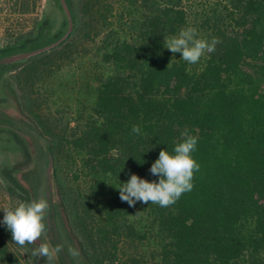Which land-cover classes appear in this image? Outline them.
Wrapping results in <instances>:
<instances>
[{"label": "trees", "instance_id": "trees-1", "mask_svg": "<svg viewBox=\"0 0 264 264\" xmlns=\"http://www.w3.org/2000/svg\"><path fill=\"white\" fill-rule=\"evenodd\" d=\"M80 19L45 54L37 39L0 48V64L28 60L14 76L28 117L0 110V126L33 152V169L8 174L22 202H49L41 243L57 237L74 264H264V0H82ZM188 27L221 41L195 64L164 44ZM80 50L98 63L71 125L28 90ZM185 131L193 189L169 207L122 201L132 174L158 182L152 164ZM3 219L0 264H22Z\"/></svg>", "mask_w": 264, "mask_h": 264}, {"label": "rangeland", "instance_id": "rangeland-1", "mask_svg": "<svg viewBox=\"0 0 264 264\" xmlns=\"http://www.w3.org/2000/svg\"><path fill=\"white\" fill-rule=\"evenodd\" d=\"M81 1L28 0L29 12H24L23 0H0V48L29 39H37L36 46L39 50L36 54L60 48L74 36L80 26ZM80 51L81 58L83 51ZM15 58V64H0V110L13 117H28V109L24 106L21 92L14 80L16 73L28 60L24 59L25 55H17ZM97 63L92 56L76 59L72 64L60 63L56 73L36 80L37 86L31 92L28 90L30 99L43 97L41 101H44L48 98L50 107L61 112L66 122L75 125L81 118L80 105H85L91 97L88 78L92 76ZM28 144L26 142L25 149L5 127L0 126V210L3 215L5 208H15L22 202L10 190L12 181L8 171L19 170L23 173L33 169V152ZM50 242L52 247L61 245L57 237ZM41 244L38 239L34 244L22 248L10 244V248L22 264H38L42 257L34 256L32 252ZM55 258V264H74L64 251Z\"/></svg>", "mask_w": 264, "mask_h": 264}, {"label": "clouds", "instance_id": "clouds-1", "mask_svg": "<svg viewBox=\"0 0 264 264\" xmlns=\"http://www.w3.org/2000/svg\"><path fill=\"white\" fill-rule=\"evenodd\" d=\"M220 42L215 37L211 41L198 38L197 30L188 27L181 29L177 35L165 38L164 44L170 52L180 53L184 61L195 64L206 53L214 52ZM132 132L140 134L141 129L134 126ZM182 136L183 142L177 143L171 153L168 150L160 151L158 159L152 164L150 173L159 177L158 182H149L132 174L128 182L121 184L118 189L122 201L131 207H135L137 202H151L161 207H169L184 193L193 189L195 173L200 169L199 163L192 155L196 150L198 137L188 135L187 131ZM49 208V202L45 198L21 202L15 208L3 210L5 215L2 223L7 226L17 245L24 247L34 244L46 231L45 219ZM63 250V245L52 247L49 243H43L32 255L47 258V264H52L56 255ZM68 253L72 257L79 256V251L75 248L69 247Z\"/></svg>", "mask_w": 264, "mask_h": 264}]
</instances>
